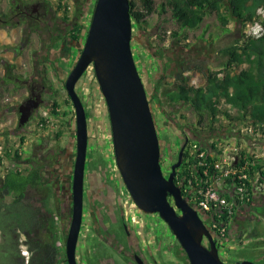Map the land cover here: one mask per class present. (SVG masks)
Segmentation results:
<instances>
[{"label": "rangeland", "instance_id": "rangeland-1", "mask_svg": "<svg viewBox=\"0 0 264 264\" xmlns=\"http://www.w3.org/2000/svg\"><path fill=\"white\" fill-rule=\"evenodd\" d=\"M21 1L31 4L37 0ZM76 1L68 0L69 5L72 7L70 11L72 21L65 23L62 21L61 14L56 10L57 0H49L51 6L44 18V30L48 29V34L44 31V33L38 35L29 31L24 25H15L16 20L14 19L13 10L18 0H0V11L6 15V17L0 16V142L5 146L7 140H9L13 154L18 151L21 153L23 160L33 159L38 161L43 166V183L44 162L48 166L45 169L47 178L62 174L68 176L71 174V164L76 155L77 133L73 104H66V94L63 95L59 102V114L52 115L50 113L53 100L49 99L52 94L50 86L53 85L55 88L63 90L64 84L83 50L92 20L93 12L91 14V11L96 4V0H88L86 15L81 20L84 28L83 39L80 44L69 38L70 29L75 26L76 22L74 17ZM155 1L157 5H160L161 0ZM6 20L9 26L7 24L5 27L4 21ZM142 28L139 29L137 25L133 27L132 52L147 97L153 105H151V108L157 115L155 124L158 137L168 144V147L165 148L163 161L165 162L163 164L164 171L168 170L170 163L171 154H169V151L177 146L179 137L174 129L170 127L174 123L172 120L182 118L183 125H196L197 119L196 116H193L191 109L185 106L174 107L171 110L163 105L160 107L161 103L166 100L164 96L176 87L175 73L182 68L189 67L190 70L186 71V75L191 78V84H203L205 78L202 77V74L196 72L197 67H201L206 73L220 70L225 61L222 54L224 48L232 45L246 31L241 25L232 20L229 24L230 31L223 33L220 30V24L216 16L212 15L205 19L199 29L183 33L181 43L167 39L162 44L160 36L164 33L170 35L171 32L177 29V25L170 19L169 14H160L159 12L153 14L148 19L147 25L142 26ZM43 37L44 48L40 45ZM185 44L189 45L188 48L183 47ZM154 48L161 49L163 59L160 55H155ZM9 65H14V68L10 69ZM163 75L165 77L164 82L158 85L157 82ZM7 76H11L9 81L5 80ZM5 81H8V83H5ZM32 85L35 87L36 93L44 87V91H42L43 101L37 112L33 114L30 122L19 130L20 114L18 109L27 98ZM76 91L87 113L89 139L86 178L92 181L94 185H98L99 182L106 184L107 179V183L113 185L117 190L127 211L134 215L137 206L123 181H121V175L115 161L108 107L102 96L93 65L88 68L77 83ZM154 94L155 97L153 98ZM157 109L158 111H156ZM162 111H164V115L161 114ZM45 113L48 114L47 118ZM42 117L46 121L44 129L41 127ZM235 130L237 131L238 128ZM211 137L203 133V135L198 134L197 139L205 146ZM214 137L219 138L220 135L212 138ZM261 142L258 139L252 142L255 143L253 150L260 155L264 151ZM44 148L45 153L50 150L54 151L55 160H57L44 161ZM20 164L23 167L28 166L25 162ZM11 166L12 162L9 158L0 156V177ZM85 186L87 187V184ZM53 189V186L43 187L41 191H30V194L36 199H44V195L48 194V190ZM6 200L10 202L12 198L8 197ZM245 209L246 207L237 212L231 226V229L233 228L232 234L235 231L239 232V230L245 232L243 244L240 243L241 241L236 237V234L221 243L222 247L219 255L226 264H233L231 261H249L255 264H264V245L261 243L256 244L259 241H264V198L257 200L250 211H245ZM136 219L147 228L144 235L145 241L150 240L153 242L151 237L155 235L164 222L156 214L137 213ZM44 221L45 218H43V223ZM55 224L54 228L59 229L57 222ZM165 226H167L166 223ZM254 227H257L261 232V237L258 239L249 238V233ZM87 229L88 221L83 229V237L88 235ZM168 230H170L169 227ZM1 238L0 233V242ZM173 238L175 237L171 232L169 237L162 242V252H164V256L166 255L169 258L171 256L169 251H174L176 248L174 244L177 242ZM20 241L24 243L25 237L21 236ZM46 241H52V238H47ZM204 244L207 245L208 242L204 241ZM85 247L86 243L82 238L80 250H84ZM21 249L23 255H29L26 246H22ZM112 257L116 262L118 261L115 255H112Z\"/></svg>", "mask_w": 264, "mask_h": 264}, {"label": "trees", "instance_id": "trees-1", "mask_svg": "<svg viewBox=\"0 0 264 264\" xmlns=\"http://www.w3.org/2000/svg\"><path fill=\"white\" fill-rule=\"evenodd\" d=\"M129 1L132 25L133 27L137 25L139 29L147 25L148 19L153 14L157 12L169 14L170 19L177 25V29L170 35L162 34L160 36L162 44L167 39L181 43L183 33L199 29L205 19L212 15L216 16L223 33L230 31L229 24L232 20L241 25L243 29L247 24L260 23L262 26L260 35L243 33L232 45L224 48L222 54L225 61L220 70L206 73L204 69L196 66V72L205 78L203 84H191V78L186 75V71L190 70L189 67L176 72L174 75L176 87L167 94L165 99L168 106L184 105L191 109L197 118L200 132L209 136H221L224 134L223 130L231 131L234 125L253 126L255 129H260L264 136V16L259 13L260 10L264 11V0H161L160 5H157L155 0ZM44 3L49 9L51 6L49 0H44ZM87 4L88 0L76 1L74 12L76 22L75 26L70 29L69 38L79 44L83 39L84 26L81 20L86 15ZM56 10L61 14L63 22L72 21V14L70 15L67 11L62 0H57ZM0 16H5V14L0 11ZM188 46L183 45L187 48ZM153 50L156 56L160 55L163 59L161 49L154 48ZM9 68H14V65H9ZM164 78L163 75L157 84H162ZM50 90L52 94L49 99L53 100L50 114L58 115L59 102L63 95L66 94V104L71 105L72 102L65 91V84L63 90L53 85L50 86ZM223 100L226 106L219 109ZM41 121L46 124L44 117ZM18 129L22 127L19 126ZM225 134L228 133L225 132ZM246 138L248 139L249 136ZM261 140L264 145V138ZM4 149V156L11 160L12 166L7 168L4 175L0 177V233L2 237L0 264H59L57 246L51 243L44 244V202H42L44 199H36L30 194V191H41L44 187L43 166L33 159L23 160L18 151L13 154L9 140ZM203 149V145L198 142L191 146V151L195 150L198 154ZM189 156L185 154V159ZM242 157V164L247 166L245 172L251 177H259L260 182H263L264 155L255 159L249 151L243 150ZM19 162H25L28 166L23 167ZM181 170L182 172L178 173V178L175 179L176 185L183 191L184 186L188 185L191 180L193 188H196L195 177L197 175L193 172L196 171L199 174L202 172L197 163L193 160L187 166L184 164ZM183 195L185 196L184 192ZM8 197L12 198L10 202L6 200ZM170 201H172L171 197ZM256 202H247L244 206L245 211H250ZM214 220L219 225L217 229L211 230L215 239H229L236 234L240 243L243 244L244 231L239 230L240 233L235 231L232 234L233 228L231 229L228 223H222L217 218ZM208 222L209 229L212 225L209 218ZM223 229L224 236L221 235ZM21 236L25 237L24 243L20 241ZM259 237H261V232L254 227L249 233V238L258 239ZM260 243L264 245V241L256 244ZM22 246H26L28 256L23 255ZM217 246L220 251L221 243L218 242Z\"/></svg>", "mask_w": 264, "mask_h": 264}, {"label": "water", "instance_id": "water-1", "mask_svg": "<svg viewBox=\"0 0 264 264\" xmlns=\"http://www.w3.org/2000/svg\"><path fill=\"white\" fill-rule=\"evenodd\" d=\"M132 38L130 1L97 0L83 50L65 82L75 110L77 133L73 220L66 245L68 264H77L89 139L87 113L76 87L92 65L108 107L115 161L133 202L143 213L159 215L186 252L190 264H226L212 232L176 185V169L181 166L185 146L169 177L164 176L157 128L132 52ZM39 107L37 101L22 104L19 125H27L33 110ZM205 238L209 247L204 245Z\"/></svg>", "mask_w": 264, "mask_h": 264}, {"label": "flooded vegetation", "instance_id": "flooded-vegetation-1", "mask_svg": "<svg viewBox=\"0 0 264 264\" xmlns=\"http://www.w3.org/2000/svg\"><path fill=\"white\" fill-rule=\"evenodd\" d=\"M47 10L49 9L47 5L44 4V0H37L35 3L31 4L18 0L13 10L14 19L16 20L15 25H24L29 31L38 35L44 33V31L47 33L48 29L44 30V18L47 16ZM4 17H6V15ZM7 24L8 21H4L5 27ZM42 40L40 45L44 48V37ZM10 78L11 76H7L5 80L9 81ZM8 81H5V83H8ZM42 91H44V87L41 88L40 92L36 93L35 87L33 85L30 86L29 94L22 104H26L29 101H37L41 105L43 101ZM166 96L167 94L164 97L166 98ZM149 102L151 106V101L149 100ZM162 105L169 110L174 107L180 108L184 106L177 105L171 107L167 105L166 100L161 103L160 107ZM38 109L33 110V114L36 113ZM156 111H158V109ZM152 113L156 123V112L152 110ZM163 113L164 111L161 112L162 115L165 114ZM192 114L195 116L193 112ZM172 121H174V123L170 127L174 129L179 137L178 143L176 144L177 146L169 151L171 157L168 170L163 171L166 178L171 174L172 167L179 161L180 151L185 146L181 166L176 169L175 177L178 178L177 174L182 172L181 168H183L186 163L185 154L188 155L190 153L193 143H200L197 139L198 134L203 135V132H200L197 119L196 125H183L182 118H174ZM159 141L161 149V166L163 169V164L165 163L163 162L165 158V148L166 146L168 147V144L160 138ZM55 158L54 151L50 150L45 153L44 148V161H56L57 159L55 160ZM75 160L76 155L71 164L70 175H52V177L49 178L46 177L45 172L48 166L44 162V188L49 186H53L54 188L53 190H48V194L44 195V244L51 243L57 246L60 259L59 264H68L66 245L73 220V176ZM87 164L88 158L86 167ZM121 181H123L122 178ZM107 182L106 179V184L99 182L98 185H94L92 181L86 178L85 174L83 221L76 249L77 264H190L186 252L176 238H173L177 242L174 244V247H176L175 250L169 251L171 253L170 258L166 255L164 256V252H162V242L166 240L171 233L170 230H168V226H165V223H163L161 227H159V230L156 231L155 235L151 237L153 242L150 240L145 241L144 235L147 228L136 219L137 213L143 214V212L137 207L134 215L129 213L122 199L119 197L117 190L113 185ZM86 184L87 187L85 186ZM53 207L55 208L53 209ZM87 221L88 229L86 232L88 235L83 237V229ZM56 222L59 226L57 230L54 228ZM204 222L206 223L207 221L204 220ZM207 224L208 223H206V226H208ZM173 237L175 236L173 235ZM47 238H52V241H46ZM82 238H84L86 243L84 250H80ZM215 240L217 243L219 242V238ZM204 241L208 242L206 238ZM206 246L209 247V242ZM112 255L118 258V263ZM159 258L161 260H158ZM231 262L233 264H240L242 261Z\"/></svg>", "mask_w": 264, "mask_h": 264}, {"label": "built area", "instance_id": "built-area-1", "mask_svg": "<svg viewBox=\"0 0 264 264\" xmlns=\"http://www.w3.org/2000/svg\"><path fill=\"white\" fill-rule=\"evenodd\" d=\"M70 13L71 5L68 0H62ZM264 16V11H259ZM246 34L258 36L262 33L260 23L247 24ZM226 106L225 101L219 105V109ZM48 114L45 113L47 118ZM48 122V119H47ZM44 124L42 123L41 127ZM238 128L236 131L235 129ZM223 136L219 138H209L208 144L203 145V151L198 154L197 151H191L189 158H186V166L193 160L202 170L201 174L194 171L196 188H193L192 181L181 190L182 196L188 201L192 208L198 211L201 219L211 222L209 230L217 229L218 223L214 219L232 226L236 213L244 208L248 202H256L264 198V181L260 182L259 177H251L245 171L247 166L242 164L243 150L249 151L253 158L262 157L253 150L256 139L264 138L260 129L253 126L247 127L234 125L230 130H223ZM227 132L228 134H225ZM230 132V133H229ZM222 134V133H221ZM249 136L247 139L246 137ZM263 145V141L261 142ZM4 145L0 142V156H4ZM196 148V146H195ZM264 149V147H263ZM239 166V167H238ZM264 171V167L262 169ZM183 192L185 196L183 195ZM203 217V218H202ZM208 217V218H207ZM225 219V220H223ZM205 223V222H204ZM224 236V229L221 231ZM229 239L219 238V243Z\"/></svg>", "mask_w": 264, "mask_h": 264}]
</instances>
